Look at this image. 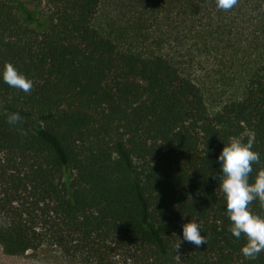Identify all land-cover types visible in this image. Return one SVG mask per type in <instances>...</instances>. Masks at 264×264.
Masks as SVG:
<instances>
[{
	"label": "trees",
	"instance_id": "1",
	"mask_svg": "<svg viewBox=\"0 0 264 264\" xmlns=\"http://www.w3.org/2000/svg\"><path fill=\"white\" fill-rule=\"evenodd\" d=\"M237 3L244 27L222 35L224 62L205 70L226 90L210 110L208 78L105 36L100 0H0V65L33 81L28 94L0 82L3 255L49 247L79 264H264V252L242 257L243 237L228 231L215 161L223 143L254 136L249 182L264 168V0ZM9 112L22 120L8 124ZM248 208L264 216L258 200ZM189 220L206 243H182L177 257Z\"/></svg>",
	"mask_w": 264,
	"mask_h": 264
},
{
	"label": "rangeland",
	"instance_id": "2",
	"mask_svg": "<svg viewBox=\"0 0 264 264\" xmlns=\"http://www.w3.org/2000/svg\"><path fill=\"white\" fill-rule=\"evenodd\" d=\"M179 1L100 0L95 24L122 48L169 54L176 62L189 65L194 76L208 78L205 70L217 69L224 62L219 58L220 48L225 46L220 42L222 35H225L223 40L238 39V33L244 27L238 13L240 4L220 10L216 8L215 0H196L192 6ZM205 90L208 91L206 101L210 110L226 97V90L224 92L217 82V77L208 78ZM0 264L79 263L67 259L54 248L43 247L20 257H8L0 251Z\"/></svg>",
	"mask_w": 264,
	"mask_h": 264
},
{
	"label": "clouds",
	"instance_id": "3",
	"mask_svg": "<svg viewBox=\"0 0 264 264\" xmlns=\"http://www.w3.org/2000/svg\"><path fill=\"white\" fill-rule=\"evenodd\" d=\"M215 4L217 9L229 10L237 4V0H215ZM0 82L25 94L33 88V81L10 62L0 65ZM21 120L19 112L6 114V122L10 125ZM253 143L254 136H250L246 142L233 137L223 143L215 156L219 169L217 179L224 200L223 211L230 221L228 231L237 239L243 237L240 254L246 260L255 259L259 253L264 252V216L253 214L248 208L253 200H258L261 207H264V168H258L252 182H249L252 165L260 160L259 154L253 150ZM180 228V236H176L178 242L173 248L175 256H180L182 243H189L195 248L206 243L200 225L195 221L189 220Z\"/></svg>",
	"mask_w": 264,
	"mask_h": 264
}]
</instances>
